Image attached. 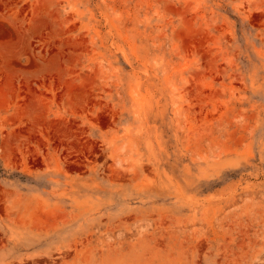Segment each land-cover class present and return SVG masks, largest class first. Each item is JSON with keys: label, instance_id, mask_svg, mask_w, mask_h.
I'll use <instances>...</instances> for the list:
<instances>
[{"label": "rangeland", "instance_id": "374dc122", "mask_svg": "<svg viewBox=\"0 0 264 264\" xmlns=\"http://www.w3.org/2000/svg\"><path fill=\"white\" fill-rule=\"evenodd\" d=\"M0 264H264V0H0Z\"/></svg>", "mask_w": 264, "mask_h": 264}]
</instances>
